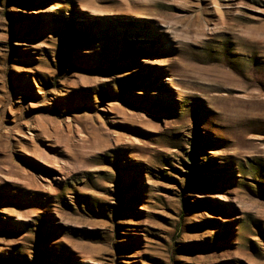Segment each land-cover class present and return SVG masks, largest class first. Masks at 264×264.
Returning a JSON list of instances; mask_svg holds the SVG:
<instances>
[{
  "label": "rangeland",
  "instance_id": "1",
  "mask_svg": "<svg viewBox=\"0 0 264 264\" xmlns=\"http://www.w3.org/2000/svg\"><path fill=\"white\" fill-rule=\"evenodd\" d=\"M0 264H264V0H0Z\"/></svg>",
  "mask_w": 264,
  "mask_h": 264
}]
</instances>
